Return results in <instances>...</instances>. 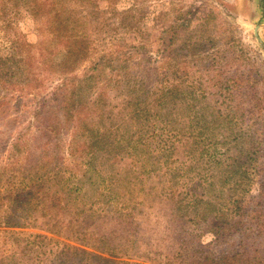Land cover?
<instances>
[{"label": "rangeland", "instance_id": "1", "mask_svg": "<svg viewBox=\"0 0 264 264\" xmlns=\"http://www.w3.org/2000/svg\"><path fill=\"white\" fill-rule=\"evenodd\" d=\"M0 264H264V0H0Z\"/></svg>", "mask_w": 264, "mask_h": 264}]
</instances>
